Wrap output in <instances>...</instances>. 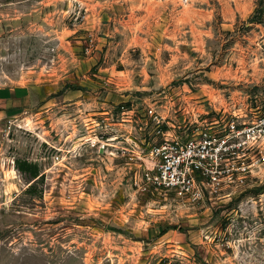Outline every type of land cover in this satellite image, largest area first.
<instances>
[{"label":"rangeland","instance_id":"obj_1","mask_svg":"<svg viewBox=\"0 0 264 264\" xmlns=\"http://www.w3.org/2000/svg\"><path fill=\"white\" fill-rule=\"evenodd\" d=\"M0 85L34 98L0 135V264H264V132L242 180L143 188L166 135L264 129V0H0Z\"/></svg>","mask_w":264,"mask_h":264},{"label":"built area","instance_id":"obj_2","mask_svg":"<svg viewBox=\"0 0 264 264\" xmlns=\"http://www.w3.org/2000/svg\"><path fill=\"white\" fill-rule=\"evenodd\" d=\"M263 132L261 127L239 128L231 122L218 131L201 130L186 140L166 135L164 142L151 151V165L146 166L143 174V188L152 186L198 200L213 185L216 188L221 182L228 185L242 180L249 171L248 166L245 162H238L236 166L231 157L239 154L240 148L247 143L237 140L242 135L255 138Z\"/></svg>","mask_w":264,"mask_h":264},{"label":"crops","instance_id":"obj_3","mask_svg":"<svg viewBox=\"0 0 264 264\" xmlns=\"http://www.w3.org/2000/svg\"><path fill=\"white\" fill-rule=\"evenodd\" d=\"M34 102L30 89L24 85H0V135H7V124L19 117ZM4 158H0V187L6 183Z\"/></svg>","mask_w":264,"mask_h":264},{"label":"trees","instance_id":"obj_4","mask_svg":"<svg viewBox=\"0 0 264 264\" xmlns=\"http://www.w3.org/2000/svg\"><path fill=\"white\" fill-rule=\"evenodd\" d=\"M16 164L18 165V169L21 171H27L31 172L33 177H37L39 175V167L37 164L30 163L28 161H16Z\"/></svg>","mask_w":264,"mask_h":264}]
</instances>
